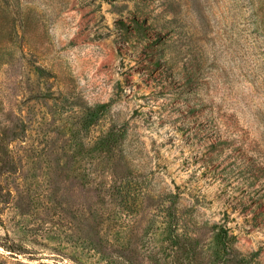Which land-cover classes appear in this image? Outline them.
I'll return each mask as SVG.
<instances>
[{
    "label": "rangeland",
    "instance_id": "rangeland-1",
    "mask_svg": "<svg viewBox=\"0 0 264 264\" xmlns=\"http://www.w3.org/2000/svg\"><path fill=\"white\" fill-rule=\"evenodd\" d=\"M0 264H264V0H0Z\"/></svg>",
    "mask_w": 264,
    "mask_h": 264
},
{
    "label": "trees",
    "instance_id": "trees-1",
    "mask_svg": "<svg viewBox=\"0 0 264 264\" xmlns=\"http://www.w3.org/2000/svg\"><path fill=\"white\" fill-rule=\"evenodd\" d=\"M102 108H104V106H102ZM218 237L220 239H222L223 241H226V242L228 240L230 241V240H235L236 239V236H234V235L232 237H230L229 236V229H227V228L225 229L224 227H221V228L218 229Z\"/></svg>",
    "mask_w": 264,
    "mask_h": 264
}]
</instances>
